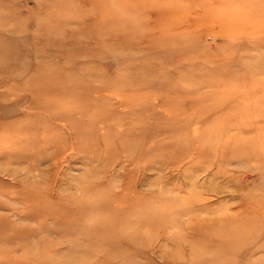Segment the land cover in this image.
Returning a JSON list of instances; mask_svg holds the SVG:
<instances>
[{
  "label": "rangeland",
  "instance_id": "374dc122",
  "mask_svg": "<svg viewBox=\"0 0 264 264\" xmlns=\"http://www.w3.org/2000/svg\"><path fill=\"white\" fill-rule=\"evenodd\" d=\"M241 213L217 261L264 264V0H0V264H186Z\"/></svg>",
  "mask_w": 264,
  "mask_h": 264
},
{
  "label": "bare ground",
  "instance_id": "6f19581e",
  "mask_svg": "<svg viewBox=\"0 0 264 264\" xmlns=\"http://www.w3.org/2000/svg\"><path fill=\"white\" fill-rule=\"evenodd\" d=\"M45 82H49V80L47 79ZM222 134L223 136H227L228 134V137L230 134L231 137H234L232 136L233 132H228L227 134H225V132H222L221 135ZM218 137L219 136H217V138ZM243 147L245 148V146ZM252 147L253 148H246L244 150H248L252 152V155L253 154L259 155L256 153L257 149L255 150V147L254 146ZM234 153L237 154V151ZM199 154L202 155V157L205 156L202 153H199ZM225 155L226 154L221 153V158L223 159L226 158ZM205 157L209 158V155H206ZM255 158L257 159V157ZM193 195H194V192L190 194L191 197H193ZM188 203L189 202L186 201V202L178 203L177 205H175L174 206L175 214H179L185 211L188 212L189 211ZM99 205H100V201L97 200L92 205V207L99 206ZM102 205L103 204L100 205L101 208H102ZM92 207H90L91 211L95 209V208L93 209ZM143 212L146 213L147 210L146 211L144 210ZM248 217L249 215L247 213L246 214L241 213L238 215L235 214L229 217L223 216V217L217 218L216 220L204 221L202 223H198L197 228L193 230L195 233V236L192 237L191 246L189 248L190 250L187 256L185 255L181 256L179 252L178 253L175 252L173 253V255L177 256L183 263H186V264H219L217 259L224 257V256H226L230 260L232 253H235V254L238 253V249H239V246L241 245V242H243L244 240H247L248 238H251L252 235H254L255 233V229H256L255 224L248 225V221L250 219ZM178 218L179 217L173 216L172 222L179 224L180 222ZM145 223L148 224L147 222ZM259 224L264 225V216H262L261 222H259ZM258 230L260 231L259 235L264 233L263 229L260 228ZM174 238L176 239V242L178 243V246H176L177 247L176 251H178V249H181L180 244H179L180 240H184L185 236L183 233L178 231L175 233ZM1 240L4 241V239L0 237V241ZM21 240L19 241V243L21 242ZM89 254H91V252Z\"/></svg>",
  "mask_w": 264,
  "mask_h": 264
}]
</instances>
